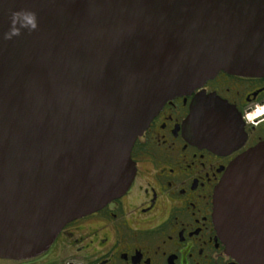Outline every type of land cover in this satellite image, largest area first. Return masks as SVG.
I'll return each mask as SVG.
<instances>
[{"label": "water", "instance_id": "water-1", "mask_svg": "<svg viewBox=\"0 0 264 264\" xmlns=\"http://www.w3.org/2000/svg\"><path fill=\"white\" fill-rule=\"evenodd\" d=\"M220 71L264 77V0H0V257L42 252L123 195L155 114ZM183 126L219 153L246 139L215 92L195 94ZM213 197L228 254L264 264V139Z\"/></svg>", "mask_w": 264, "mask_h": 264}, {"label": "flooded vegetation", "instance_id": "flooded-vegetation-1", "mask_svg": "<svg viewBox=\"0 0 264 264\" xmlns=\"http://www.w3.org/2000/svg\"><path fill=\"white\" fill-rule=\"evenodd\" d=\"M202 90L242 114L246 139L240 148L219 153L186 136L183 122ZM252 113L260 116L252 120ZM263 139L264 77L220 71L155 114L132 147L135 176L123 195L67 222L42 252L0 257V264H241L217 229L214 190L229 163Z\"/></svg>", "mask_w": 264, "mask_h": 264}, {"label": "clouds", "instance_id": "clouds-1", "mask_svg": "<svg viewBox=\"0 0 264 264\" xmlns=\"http://www.w3.org/2000/svg\"><path fill=\"white\" fill-rule=\"evenodd\" d=\"M15 15V14H14ZM25 19L31 24V26L34 28L36 25H35V21H34V17L32 15H28L25 17ZM13 33L16 32V29H13L12 30Z\"/></svg>", "mask_w": 264, "mask_h": 264}, {"label": "rangeland", "instance_id": "rangeland-1", "mask_svg": "<svg viewBox=\"0 0 264 264\" xmlns=\"http://www.w3.org/2000/svg\"><path fill=\"white\" fill-rule=\"evenodd\" d=\"M260 108H261V106H259L256 110H259ZM256 110H255V111H256ZM252 115H253V116H252ZM259 116H260V115H259ZM259 116H255L253 113L251 114V118H252V120L255 119V118H257V117H259Z\"/></svg>", "mask_w": 264, "mask_h": 264}]
</instances>
